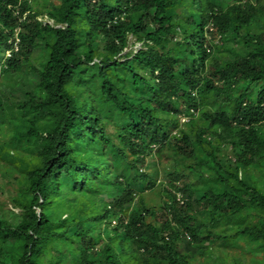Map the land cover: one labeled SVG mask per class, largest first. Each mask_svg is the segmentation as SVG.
Segmentation results:
<instances>
[{
	"label": "trees",
	"instance_id": "trees-1",
	"mask_svg": "<svg viewBox=\"0 0 264 264\" xmlns=\"http://www.w3.org/2000/svg\"><path fill=\"white\" fill-rule=\"evenodd\" d=\"M0 176V264H264V0H0Z\"/></svg>",
	"mask_w": 264,
	"mask_h": 264
},
{
	"label": "rangeland",
	"instance_id": "rangeland-1",
	"mask_svg": "<svg viewBox=\"0 0 264 264\" xmlns=\"http://www.w3.org/2000/svg\"><path fill=\"white\" fill-rule=\"evenodd\" d=\"M44 20H46V19L44 18ZM47 22L51 23L50 21H47ZM139 46L140 45L136 46L134 44V40L130 39L129 47H128L126 52L136 50ZM32 86H33V80H29L26 76H23L20 79V81L17 83L15 88L11 91V93L14 96V98H17L19 100L25 99L26 98L25 93L29 92V90L32 89ZM150 167H151V164H150ZM7 180L8 179H6L5 177L0 176V215L6 217L11 222L17 223L16 220H18V218L15 216H10V214L8 212V211H13L15 214L19 213L18 210H12V204L10 203L9 199H7L8 196H12V193L10 191H9L8 195L1 193V191L5 187ZM145 199L147 201L148 206L151 208H158V206L162 202V196L158 190H155L151 193H147L145 195ZM155 210H157V209H155ZM7 253L5 254V257L3 259L4 262L8 261L9 256L7 255ZM234 253L240 254L237 251H235ZM214 259H215L214 257L210 258V260H214ZM243 263L248 264L247 259L246 260L243 259ZM198 264H200V263L198 262ZM208 264H212V261H209Z\"/></svg>",
	"mask_w": 264,
	"mask_h": 264
},
{
	"label": "built area",
	"instance_id": "built-area-1",
	"mask_svg": "<svg viewBox=\"0 0 264 264\" xmlns=\"http://www.w3.org/2000/svg\"><path fill=\"white\" fill-rule=\"evenodd\" d=\"M178 200H180V197L178 196Z\"/></svg>",
	"mask_w": 264,
	"mask_h": 264
},
{
	"label": "clouds",
	"instance_id": "clouds-1",
	"mask_svg": "<svg viewBox=\"0 0 264 264\" xmlns=\"http://www.w3.org/2000/svg\"><path fill=\"white\" fill-rule=\"evenodd\" d=\"M177 201H179V200H177Z\"/></svg>",
	"mask_w": 264,
	"mask_h": 264
}]
</instances>
